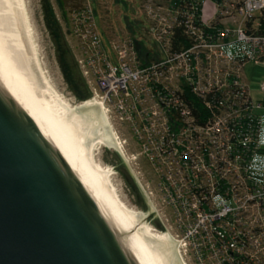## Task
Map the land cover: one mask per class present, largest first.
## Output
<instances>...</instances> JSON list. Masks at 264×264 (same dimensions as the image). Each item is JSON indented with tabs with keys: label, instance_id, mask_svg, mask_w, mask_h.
I'll return each instance as SVG.
<instances>
[{
	"label": "built area",
	"instance_id": "built-area-1",
	"mask_svg": "<svg viewBox=\"0 0 264 264\" xmlns=\"http://www.w3.org/2000/svg\"><path fill=\"white\" fill-rule=\"evenodd\" d=\"M153 11L160 26L155 47L146 46L159 58L148 64L134 38L112 45L113 58L87 29L92 54L80 63L90 98L107 116L126 114L134 143L156 166L162 208L148 197L154 211L172 213V226L161 221L183 264H264V80L255 98L244 73L264 64V0H170L166 14ZM140 96L151 108L138 110Z\"/></svg>",
	"mask_w": 264,
	"mask_h": 264
},
{
	"label": "water",
	"instance_id": "water-1",
	"mask_svg": "<svg viewBox=\"0 0 264 264\" xmlns=\"http://www.w3.org/2000/svg\"><path fill=\"white\" fill-rule=\"evenodd\" d=\"M0 264H144L68 153L1 81Z\"/></svg>",
	"mask_w": 264,
	"mask_h": 264
},
{
	"label": "rangeland",
	"instance_id": "rangeland-1",
	"mask_svg": "<svg viewBox=\"0 0 264 264\" xmlns=\"http://www.w3.org/2000/svg\"><path fill=\"white\" fill-rule=\"evenodd\" d=\"M46 2L50 4L58 20L61 43L68 47L71 56L75 58L78 72L90 93L92 92L87 79L82 74L80 63L81 57L92 54L91 41L86 36L90 34L86 33L87 29H90V32L99 33L107 53L113 58L112 45L122 44L134 36L128 23H131L135 36L144 40L146 45L152 48L155 47L152 28H157L160 23L150 10L153 9L157 11L156 14L163 15L168 12L170 5V0H24L28 19L31 27L33 26L34 39L36 38L37 56L42 63L41 67L45 70L43 73L45 72L50 85L60 98L71 105L85 104L84 101L91 102L92 95L87 100L79 99L64 76L59 61V47L46 19L48 6ZM204 8L209 12L215 11L210 3H206ZM155 11L152 13L155 14ZM244 73L252 85L254 97L260 98L261 92L258 84L264 80V64L248 63ZM134 102L138 110L147 106L151 108L153 105L151 100L146 101L143 96H140L139 101L134 100ZM126 103L129 105L130 101ZM102 109L105 112L104 108ZM105 115L107 116L106 112ZM107 118L113 134L122 143L128 159L124 158L117 148L102 145L97 155L98 161L112 170L113 185L121 203L130 210L138 212L145 227L168 234L171 247L177 254L180 264H183L178 255L176 242L166 232L167 229L161 221V216H164L168 218L166 223L172 226V213L169 209L164 213L157 211L162 208V194L160 192L161 179L156 166L146 161L142 155V147L134 143V132L131 122L126 120V114L122 118L120 114L110 112ZM133 118L141 124L137 116ZM132 155L136 156V159H132ZM147 192H153V197H151L157 208L155 211Z\"/></svg>",
	"mask_w": 264,
	"mask_h": 264
},
{
	"label": "bare ground",
	"instance_id": "bare-ground-1",
	"mask_svg": "<svg viewBox=\"0 0 264 264\" xmlns=\"http://www.w3.org/2000/svg\"><path fill=\"white\" fill-rule=\"evenodd\" d=\"M32 27L24 0H0V81L68 153L142 262L180 264L169 235L145 227L140 214L121 203L113 185L112 170L98 161L102 145L125 154L102 109L105 110L103 102L92 98L91 102L71 105L60 98L43 73Z\"/></svg>",
	"mask_w": 264,
	"mask_h": 264
},
{
	"label": "trees",
	"instance_id": "trees-1",
	"mask_svg": "<svg viewBox=\"0 0 264 264\" xmlns=\"http://www.w3.org/2000/svg\"><path fill=\"white\" fill-rule=\"evenodd\" d=\"M47 3V2H46ZM47 11H46V19L48 21V24L50 26V29L53 31V34L55 36V40L57 41L58 44V50H59V61L60 65L62 67L63 73L65 78L67 79L69 85L71 88L75 91L77 94L78 98L81 100H87L90 96L91 93L89 92L83 78L80 76L77 68V63L75 61V58L71 56L70 50L68 47L62 45L61 43V33L59 31V24L58 20L55 17V14L53 12V9L51 8L50 4L47 3ZM129 29L132 31V34L134 35V41L136 48L138 50L139 56L142 59V61L145 64L150 63L152 60H156L159 58V53L158 51L152 52L151 49H149L146 46V43L144 40H138L135 36V32L133 30V27L131 26V23H128ZM186 43V42H183ZM187 45V44H185ZM65 46V48H64ZM175 48L178 47V44H174ZM186 99L192 104L193 108L196 111H202L203 114V106L201 101L196 97L194 94L191 92L187 91L186 92ZM122 161V160H121Z\"/></svg>",
	"mask_w": 264,
	"mask_h": 264
}]
</instances>
